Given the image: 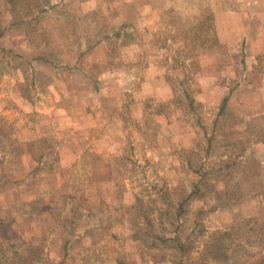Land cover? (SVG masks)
Listing matches in <instances>:
<instances>
[{"label":"rangeland","instance_id":"obj_1","mask_svg":"<svg viewBox=\"0 0 264 264\" xmlns=\"http://www.w3.org/2000/svg\"><path fill=\"white\" fill-rule=\"evenodd\" d=\"M0 264H264V0H0Z\"/></svg>","mask_w":264,"mask_h":264}]
</instances>
